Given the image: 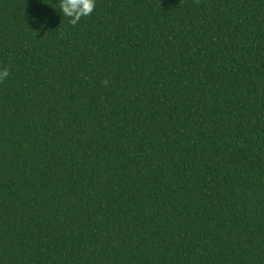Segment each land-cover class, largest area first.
<instances>
[{
    "label": "trees",
    "instance_id": "trees-1",
    "mask_svg": "<svg viewBox=\"0 0 264 264\" xmlns=\"http://www.w3.org/2000/svg\"><path fill=\"white\" fill-rule=\"evenodd\" d=\"M5 67L0 264H264V0H0Z\"/></svg>",
    "mask_w": 264,
    "mask_h": 264
},
{
    "label": "clouds",
    "instance_id": "clouds-1",
    "mask_svg": "<svg viewBox=\"0 0 264 264\" xmlns=\"http://www.w3.org/2000/svg\"><path fill=\"white\" fill-rule=\"evenodd\" d=\"M59 3L60 13L68 17L72 25H76L82 17L90 16L96 8V0H59ZM34 23L39 24L40 21L37 19ZM9 75L8 68L0 69V82L6 81Z\"/></svg>",
    "mask_w": 264,
    "mask_h": 264
}]
</instances>
